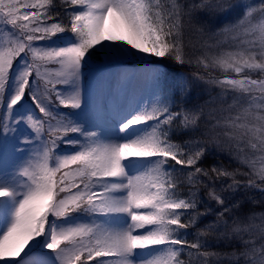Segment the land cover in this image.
<instances>
[{"label":"snow or ice","instance_id":"1","mask_svg":"<svg viewBox=\"0 0 264 264\" xmlns=\"http://www.w3.org/2000/svg\"><path fill=\"white\" fill-rule=\"evenodd\" d=\"M0 264H264V0H0Z\"/></svg>","mask_w":264,"mask_h":264},{"label":"rangeland","instance_id":"2","mask_svg":"<svg viewBox=\"0 0 264 264\" xmlns=\"http://www.w3.org/2000/svg\"><path fill=\"white\" fill-rule=\"evenodd\" d=\"M156 58H152V57H149L147 60L146 59H141L139 58L138 56H130L128 57L126 60L122 61V62H119L118 64H108L106 65L101 59H96L92 65H90L89 68H86L85 69V76H84V81H83V90H84V95H85V98L87 99L88 95H89V92L92 88V85H93V76L94 74H97V73H100V72H103V71H111V72H117L119 71L118 69H126L128 72L130 73H137L136 72V68H133L132 71H130V68L132 66L126 64L125 65V62H130L132 63L133 61H155ZM167 62V61H165ZM120 66H124V67H120ZM151 65L150 64H147L146 65V68L145 69H148L150 68ZM174 67L175 69V66H172ZM167 72V71H166ZM168 73H172V74H175V71L174 72H170L168 71ZM132 79H130L129 81H126V82H123L120 86V90L119 92H115L113 93V95H111L109 98L117 105H120L122 103H124L126 100H123V95L126 94V98L128 96L132 97L133 96V92L130 90L131 86H132V82H131ZM148 90H149V86L148 84L146 85L145 87V94H148ZM145 99H147V97H145ZM225 161L228 162L227 158L225 157L224 158Z\"/></svg>","mask_w":264,"mask_h":264},{"label":"trees","instance_id":"3","mask_svg":"<svg viewBox=\"0 0 264 264\" xmlns=\"http://www.w3.org/2000/svg\"><path fill=\"white\" fill-rule=\"evenodd\" d=\"M160 63H161L162 66H164V64L169 63V62H165V61H164V62H160ZM172 66H173V65L169 64L168 67H164V68H165V70H166L167 72H168V71H170V72H174L175 69H174V67H172ZM170 74H172V73H170ZM220 159H221V157L218 156V155H213V156L209 157V161H217V162H219ZM223 162H224V163H228L227 161H225V159H224Z\"/></svg>","mask_w":264,"mask_h":264},{"label":"bare ground","instance_id":"4","mask_svg":"<svg viewBox=\"0 0 264 264\" xmlns=\"http://www.w3.org/2000/svg\"><path fill=\"white\" fill-rule=\"evenodd\" d=\"M120 70V69H119ZM145 70H147V69H145ZM144 69L143 70H141V72H143V71H145Z\"/></svg>","mask_w":264,"mask_h":264}]
</instances>
